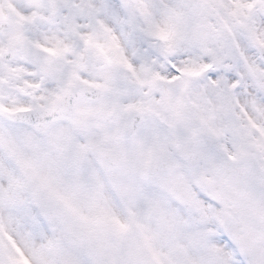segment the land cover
I'll use <instances>...</instances> for the list:
<instances>
[{
    "label": "snow or ice",
    "instance_id": "1",
    "mask_svg": "<svg viewBox=\"0 0 264 264\" xmlns=\"http://www.w3.org/2000/svg\"><path fill=\"white\" fill-rule=\"evenodd\" d=\"M0 91L163 116L202 164L264 180V0H0Z\"/></svg>",
    "mask_w": 264,
    "mask_h": 264
},
{
    "label": "flooded vegetation",
    "instance_id": "2",
    "mask_svg": "<svg viewBox=\"0 0 264 264\" xmlns=\"http://www.w3.org/2000/svg\"><path fill=\"white\" fill-rule=\"evenodd\" d=\"M0 101L3 102L0 103V151H4L5 143L12 141V163L15 175L25 178L28 183L26 184L30 185L17 186V190L23 191H19L17 195L20 198L27 195L28 202L26 199L23 204L39 211L42 216L39 220L44 227H47L50 235L51 226L45 222L52 221L50 217L58 219L56 218L58 210H66L61 197H66L67 193L63 187H51L49 192L45 188H37L32 183L33 180H37V177L29 171L27 164L22 163V159L35 158L37 164L33 169L42 172L46 177L49 176L46 174L52 168L50 160H54L53 162L62 173L65 172L67 156L69 151H72L76 157L79 154L90 157L104 175V182L100 184H106L107 188L111 187L114 191L118 188L119 192H126V185L121 183L124 176L145 183L155 181L166 189L174 201L146 203L151 220L144 219L139 226L135 220L126 218L130 213L129 209L122 212L123 218H118L112 230L105 231L112 238L118 237V240L113 243L115 250L107 252L108 255L111 253L115 259L122 256L125 260L128 259L130 251L127 249L130 246L127 240L131 242V239L139 238L141 240L139 264H186L185 259L189 257L184 254L185 251L180 250L179 244L185 243L184 246L196 253L192 245L194 238L198 237L207 238V241L209 238L213 243L217 241L226 244L229 253H233L239 264L240 259H243L244 264L247 263L246 260L254 264L257 259L264 264V250L259 248L255 255H248L240 249L237 242L243 232L242 224L241 220L233 215L231 205L224 212V206L212 201L208 187L214 175L212 165L202 164L198 159L190 162L183 157L180 151L183 139L178 135L174 124L163 116L159 118L160 123H157L156 120L149 119L145 112L127 110L119 103L106 98L90 99L87 96H81L76 101L74 120L31 125L26 122L10 121L4 114L6 110L25 109L23 105L27 102L21 101L14 92L3 91H0ZM47 104H49L47 101L37 98L36 107ZM7 129L11 131L10 136ZM75 147L78 150H74ZM93 148L103 153L107 160L121 162V165L116 169L98 165L90 156ZM154 163H156L155 175L143 180L137 170ZM88 184L96 185V182L88 181ZM30 188L35 190L36 198L33 197ZM198 190L205 193L208 199L201 198ZM52 191H55V194ZM214 207L218 212H213ZM61 221L63 220L58 219L56 223ZM78 221L81 223L82 219ZM103 221L104 219L93 220L96 222L94 223L95 233L98 234L99 228H103L100 224ZM228 223L237 224L239 230L232 233L228 230ZM181 228L183 234H180ZM221 233L228 236L231 246L219 239ZM80 237L84 238L82 234ZM91 248L93 250L82 251L84 264L111 263L109 258L112 255L101 256L93 246ZM58 253L55 248L54 254L58 256ZM59 254L63 255V253ZM179 256L182 258L180 263L177 261ZM25 257L35 264L34 257L26 251L24 257L17 255L3 257L0 259V264H25Z\"/></svg>",
    "mask_w": 264,
    "mask_h": 264
},
{
    "label": "rangeland",
    "instance_id": "3",
    "mask_svg": "<svg viewBox=\"0 0 264 264\" xmlns=\"http://www.w3.org/2000/svg\"><path fill=\"white\" fill-rule=\"evenodd\" d=\"M7 131L10 136V129ZM74 150L78 148L75 147ZM76 152L79 154L78 151ZM12 153V141L9 140L5 143L4 151H0V259L8 255L14 256L12 249H15L29 252L34 257L35 264H84L82 251L93 250L92 246L100 252L101 256H111L112 254L108 255L107 252L115 250L113 243L118 240V237L112 238L105 231L112 230L118 218H123L122 212L129 209L130 213L126 218L135 220L139 226L142 220H151L146 203L149 201L174 202L166 189L155 181L145 183L124 176L121 183L126 185L127 193L119 192L118 188L115 191L111 187L107 188L106 184H100L104 182L101 170L87 155L79 154L76 157L74 152L69 151L67 166L63 173L53 162L54 160H50L52 168L46 174L49 176L46 177L42 172L33 169L37 164L35 158L29 159L21 156L22 163L27 164L29 171L37 177V180L32 181L37 188H45L49 192L51 187H63L67 193L66 197H61L66 210L56 212V218L64 222L56 223L58 219L53 217H50L52 221L49 223L45 222L51 226L50 235L47 227H44L39 220L42 218L39 211L23 204L26 199L28 202L27 195L24 194L22 198L17 195L19 191H22L17 190V186L28 187L30 185H27L25 178L15 175ZM88 181L96 182V185H89ZM30 189L33 197L36 198L35 190ZM52 192L55 194V191ZM213 212L216 213L218 210L215 208ZM78 219H82V222L80 223ZM101 219H104L100 222L103 228L98 227L99 233L97 234L94 231L96 222L93 220ZM227 227L232 233L239 230L235 223H228ZM81 234L84 238L80 237ZM180 234H183L182 228ZM203 240L206 241L202 242ZM131 242L127 240L130 246L127 249L130 251L128 259L125 260L123 256L115 259L112 255L109 258L110 264H135V262L139 264L141 240L134 238ZM179 245L180 250L185 251L184 254L189 257L185 259L186 264H239L238 259L233 253H229L227 245L222 242L213 243L209 238L207 241V238L195 237L192 246L196 253L184 246L183 242ZM55 248L63 255L54 254ZM51 251L52 254H50ZM181 260L179 256L177 261L180 263ZM170 261L172 262V258ZM246 261V264H250L248 260Z\"/></svg>",
    "mask_w": 264,
    "mask_h": 264
},
{
    "label": "water",
    "instance_id": "4",
    "mask_svg": "<svg viewBox=\"0 0 264 264\" xmlns=\"http://www.w3.org/2000/svg\"><path fill=\"white\" fill-rule=\"evenodd\" d=\"M94 98V96L92 97ZM76 95L67 93L60 100L54 101L44 107H35L32 112L7 111L6 116L14 121H25L33 125H44L58 119H73ZM183 157L189 161L201 157L195 147L186 141L181 145ZM96 157H98L95 154ZM208 184L212 197L217 202L232 205V210L243 224V239L240 246L245 252L254 253L259 245L264 246V180H252L246 172H233L231 170H216ZM145 171H139L145 177ZM255 264H262L255 260Z\"/></svg>",
    "mask_w": 264,
    "mask_h": 264
}]
</instances>
